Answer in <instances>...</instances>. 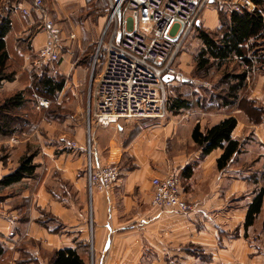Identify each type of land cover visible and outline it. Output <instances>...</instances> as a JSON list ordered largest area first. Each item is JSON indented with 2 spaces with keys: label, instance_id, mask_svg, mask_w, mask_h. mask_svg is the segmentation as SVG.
Here are the masks:
<instances>
[{
  "label": "crops",
  "instance_id": "0c3cea01",
  "mask_svg": "<svg viewBox=\"0 0 264 264\" xmlns=\"http://www.w3.org/2000/svg\"><path fill=\"white\" fill-rule=\"evenodd\" d=\"M1 1L0 10L5 11L6 0ZM211 1L217 2L206 4L198 16L199 24L206 28L217 24L216 4L232 6L242 0ZM26 17L23 20L15 8L9 12L11 26L2 40L16 73L12 80L0 82V92L24 88L26 81L21 80L22 74L37 68L32 55L45 42L46 34L39 28V20ZM103 21L101 16L88 18L78 27L70 23L69 27L60 26L56 22L62 37L59 71L69 74L67 87L64 85L58 96L77 102L87 91L88 66L103 62L104 58L108 37L101 41ZM124 26L127 29L128 22ZM70 33L73 38H69ZM27 45L30 52L23 51ZM173 63L181 78L167 79L164 81L167 85L173 84L182 94L196 89L197 84L208 86L207 80L192 79L189 75L191 55L185 51L181 50ZM187 82L194 86L189 87ZM263 83L264 76H257L249 97L258 101L257 106L264 111L259 101L260 96L264 97ZM254 92L260 96H254ZM36 103L33 107L38 110ZM244 107L210 112L190 109L173 114L176 121L139 125L125 146L131 167H121L118 178L105 192L89 186L88 172L108 161L111 154L100 155L96 145L91 151L81 144L79 137L63 143L62 134L47 136L42 128L53 121L41 119L27 133L20 131L10 138L0 137V176L16 165L24 150L38 148L33 157L34 176L17 184L20 186L17 195L0 200V245L8 251L0 264H46L41 251L63 248L74 249L84 264H264L260 217L246 232L242 225L246 204L256 189L264 187V119L260 123L261 117L246 121L247 107L259 110L255 105ZM228 115L236 119L230 136L240 141L241 146L223 167L217 168L216 158L221 150L215 148L200 156L201 150L190 134L195 124L204 130ZM106 126L114 132L123 128L117 122ZM114 158H118V152ZM247 160H251L249 165L244 164ZM186 166L191 167L187 176L182 174ZM167 171L180 177L182 195L192 204V210L177 212L150 206V178ZM40 210L55 218L56 231L37 223ZM16 242H22L36 262L15 261L19 258L14 249Z\"/></svg>",
  "mask_w": 264,
  "mask_h": 264
},
{
  "label": "trees",
  "instance_id": "16d2710c",
  "mask_svg": "<svg viewBox=\"0 0 264 264\" xmlns=\"http://www.w3.org/2000/svg\"><path fill=\"white\" fill-rule=\"evenodd\" d=\"M10 2L14 5L10 6ZM19 2L30 8L28 16L39 20L38 13L31 9L30 0L5 1L7 4L5 11L0 10V82L12 80L16 73L4 50L2 37L11 26L9 18L11 9L15 8L21 14L17 5ZM250 3V8L239 6L238 10H234L230 4H216L215 27L206 28L199 23L191 25L192 37L200 44L191 54L189 75L192 79L207 80L209 86L202 87L197 84L196 89L187 93L176 92L173 97L168 98V103L165 97L166 109L170 113L177 114L190 109L210 112L220 109L229 110L235 106L245 108L244 105L246 107L255 105L260 113L264 114L262 108L257 106L259 102L249 97L256 77L264 76V0H250ZM120 15L121 13L118 14L117 19ZM21 16L23 20L27 19L25 15L21 14ZM23 51L30 52L28 45ZM57 62L58 59L23 73L21 80L26 81L24 88L0 92V137L10 138L20 131L27 133L41 119L55 120L52 116V107L49 111L42 108L35 110L33 103L44 97L52 104L61 91L63 77L57 70ZM186 85L194 86L192 82H187ZM262 91L264 92V83ZM254 102L256 104H252ZM235 124V117L228 115L204 130H200L197 124L191 130V140L200 148V156L206 155L215 148L221 150L216 158L217 168L223 167L241 146L240 141L230 136ZM37 151L38 148L24 150L18 157L16 165L0 176V200L17 195L20 189L17 184L23 178L34 176L36 164L33 162V157ZM190 171L191 167L186 166L182 174L185 173L187 176ZM263 193L264 187L260 186L246 204L242 222L245 232L260 217V231L264 233ZM39 212L37 223L49 231H56L55 218L43 210ZM245 232L244 236H246ZM255 235L258 236L257 233ZM14 249L19 257L15 261L36 262V258L26 252L27 248L22 242H16ZM262 252L264 253V243ZM7 253L8 251L0 245V261L4 260V255ZM20 255L25 259L20 258ZM40 256L46 259V264H84L81 257L71 248L54 249L48 253L41 251Z\"/></svg>",
  "mask_w": 264,
  "mask_h": 264
},
{
  "label": "built area",
  "instance_id": "2783aa9c",
  "mask_svg": "<svg viewBox=\"0 0 264 264\" xmlns=\"http://www.w3.org/2000/svg\"><path fill=\"white\" fill-rule=\"evenodd\" d=\"M30 1L31 9L43 16L39 28L46 34L45 42L36 50L34 65L38 66L58 59L62 37L59 25L42 14L41 0ZM205 1L117 0L111 7V15L116 12L118 16L125 11L129 27L120 32L116 42L109 40L100 71L94 79L92 119L97 125L106 126L120 118H162L167 114L162 77L181 78L172 62L181 39ZM239 6L250 8V0H242L233 9L238 10ZM19 11L28 16L30 8L19 4ZM69 38H73L72 33ZM41 99L36 107L47 106L48 100ZM70 145L75 146L74 142ZM118 175L115 164L103 163L89 169L88 184L105 192ZM150 186L151 207L177 212L192 210L174 172L151 177Z\"/></svg>",
  "mask_w": 264,
  "mask_h": 264
},
{
  "label": "rangeland",
  "instance_id": "374dc122",
  "mask_svg": "<svg viewBox=\"0 0 264 264\" xmlns=\"http://www.w3.org/2000/svg\"><path fill=\"white\" fill-rule=\"evenodd\" d=\"M117 0H41V6L43 9V14L48 15L54 20H56L59 25H64L69 27L70 25H79V23H83V21H87L88 18L95 19L98 16L103 17L104 21L102 24V39L101 41L105 42L106 38L108 39L105 43L104 54L106 51V45L108 44L109 40L112 43L115 41V36L118 32L124 31L126 28L124 26V22L129 24L126 12L122 10L120 18L117 19L114 12V15H111V7ZM212 2L206 0L204 5L201 7L200 11L197 13L195 20L193 23H199V18L203 11L205 10V5ZM235 4L234 3L231 7ZM231 5V4H230ZM43 16L38 15L39 21L42 19ZM65 24H62L64 23ZM192 23V24H193ZM191 24V25H192ZM73 27V26H72ZM128 29V26H126ZM191 27V26H190ZM190 27L186 34L181 39L180 47L178 48L177 52L175 53L174 58H177L179 52L185 51L187 54L191 55L196 48L199 46V41L193 38V34L190 32ZM60 55V53H59ZM35 59L36 55H32ZM59 58V57H58ZM103 59V58H102ZM60 59L56 63L58 65ZM94 61V57H93ZM80 62V61H78ZM173 63V62H172ZM47 63H41L37 67H41ZM102 64V60L100 63L92 64L88 66L87 76L89 77V81L87 82L88 85L85 87L86 92L83 93L82 99L78 100L77 102L73 101V99H68L64 95L56 97L55 101L51 104L48 100V104L46 107H36L39 109H48L53 108L52 116L55 118L52 124L45 125L42 130L45 131L47 136H57L62 134V142L68 143L70 140H75L79 137L81 144L85 147H89L92 151L93 147L96 145L99 148V154L107 157V155L111 154V157L105 163H113L115 164L119 171L121 167H131L130 159L131 157L126 155L125 146L128 144L131 134L135 132V128L139 125H145L146 123H152L158 120L165 121V120H172L174 121V117L172 113H167L162 118H120L118 119L117 125L119 124L123 128L120 132L110 131L108 127L110 126H101L97 125L92 119V106H93V86H94V79L96 78L98 72L100 71ZM52 65V63H50ZM174 68L176 67L175 63H173ZM57 67V66H56ZM59 65L57 70L59 71ZM190 72V71H189ZM61 74L60 76L63 77V86L66 85L67 87V74H64L59 71ZM209 86V83H208ZM65 87V88H66ZM164 94L166 97V102L168 103V98L173 97V95L178 92L176 87H173V84H163ZM254 96H260V93L254 92ZM41 99V98H40ZM42 99H46L42 97ZM41 99V100H42ZM39 100V99H38ZM37 100V102H38ZM259 101L264 107V97L260 96ZM37 104V103H36ZM35 104V105H36ZM252 104H255L252 103ZM244 116V115H243ZM259 117L260 123L264 119V114H261L259 111L251 109L249 107L246 108V115L244 116L245 120H257ZM261 120V121H260ZM176 121V120H175ZM132 128V130H131ZM131 132H129V130ZM77 131V132H76ZM76 134V135H75ZM76 142V141H75ZM34 148V147H32ZM30 148V149H32ZM118 152V158H114L115 154ZM251 160H247L244 164L249 165ZM103 164V163H102ZM119 176V175H118Z\"/></svg>",
  "mask_w": 264,
  "mask_h": 264
},
{
  "label": "water",
  "instance_id": "95a60500",
  "mask_svg": "<svg viewBox=\"0 0 264 264\" xmlns=\"http://www.w3.org/2000/svg\"><path fill=\"white\" fill-rule=\"evenodd\" d=\"M119 35H120V32H118L116 34V39H118ZM167 79H172V78H171V76H165V75L162 77V80H164V81L167 80Z\"/></svg>",
  "mask_w": 264,
  "mask_h": 264
}]
</instances>
